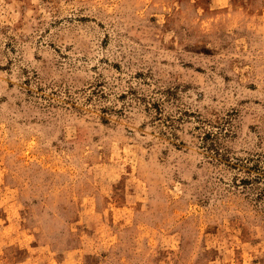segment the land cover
Returning a JSON list of instances; mask_svg holds the SVG:
<instances>
[{"label": "rangeland", "instance_id": "374dc122", "mask_svg": "<svg viewBox=\"0 0 264 264\" xmlns=\"http://www.w3.org/2000/svg\"><path fill=\"white\" fill-rule=\"evenodd\" d=\"M0 264H264V0H0Z\"/></svg>", "mask_w": 264, "mask_h": 264}]
</instances>
